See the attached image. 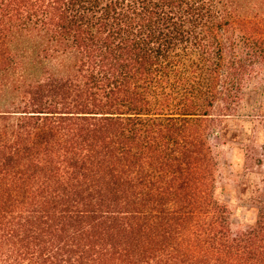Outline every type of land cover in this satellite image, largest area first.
I'll list each match as a JSON object with an SVG mask.
<instances>
[{
	"label": "trees",
	"instance_id": "16d2710c",
	"mask_svg": "<svg viewBox=\"0 0 264 264\" xmlns=\"http://www.w3.org/2000/svg\"><path fill=\"white\" fill-rule=\"evenodd\" d=\"M263 165L264 0H0V264H264Z\"/></svg>",
	"mask_w": 264,
	"mask_h": 264
},
{
	"label": "rangeland",
	"instance_id": "374dc122",
	"mask_svg": "<svg viewBox=\"0 0 264 264\" xmlns=\"http://www.w3.org/2000/svg\"><path fill=\"white\" fill-rule=\"evenodd\" d=\"M216 154L219 162L218 175V194L222 200L230 203L233 210V222L253 220L255 218V210L251 208L249 203H243L238 198L236 192L235 177L238 171H243L249 162L246 159L245 152L231 145L217 144ZM264 176V165L257 169ZM262 195L264 196V182L261 185Z\"/></svg>",
	"mask_w": 264,
	"mask_h": 264
}]
</instances>
